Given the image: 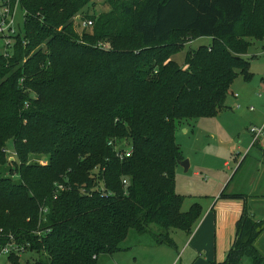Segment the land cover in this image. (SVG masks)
I'll list each match as a JSON object with an SVG mask.
<instances>
[{
    "label": "trees",
    "instance_id": "trees-1",
    "mask_svg": "<svg viewBox=\"0 0 264 264\" xmlns=\"http://www.w3.org/2000/svg\"><path fill=\"white\" fill-rule=\"evenodd\" d=\"M92 1L20 0L25 45L0 56V253L13 243L37 255L25 264H99L130 232L172 248L171 232L190 237L202 210H181L175 192V128L227 110L236 72L249 76L246 39L264 37V0H104L108 12L80 15ZM203 38L183 66L173 60ZM110 140L131 156L116 159ZM263 231L244 205L224 261L210 264H264Z\"/></svg>",
    "mask_w": 264,
    "mask_h": 264
},
{
    "label": "rangeland",
    "instance_id": "rangeland-1",
    "mask_svg": "<svg viewBox=\"0 0 264 264\" xmlns=\"http://www.w3.org/2000/svg\"><path fill=\"white\" fill-rule=\"evenodd\" d=\"M108 11L104 0H93L80 15L97 16ZM16 20L22 28L23 10L20 6L16 8ZM75 29L79 33L83 31L78 26ZM85 30L88 32L90 28ZM246 42L241 57L248 61L249 76L245 78L236 72L226 99L227 110L216 117L196 118L188 124H177L174 131L175 143L182 157L189 161L187 171L177 165L174 172L175 192L183 198L181 210L187 211L193 203H199L202 210L193 234L186 237L179 231L171 232L170 237L175 243L172 248L156 244L150 234L130 232L119 251L99 256V264H207L203 258L212 251L216 261L222 262L228 243L234 239L240 217L239 213L230 212V204L245 205L247 214L254 220L264 221V145L252 146L250 133L252 128L264 127V37L247 38ZM210 43L208 38L189 40L173 60L183 66L190 49ZM7 155L11 160L14 158L8 144ZM32 160L37 158L32 157ZM37 161L44 162L42 158ZM222 192L227 196L240 194L244 198L239 201L219 199ZM221 204L229 207L222 217L218 216ZM215 215L217 218L213 223ZM204 219L208 226L212 222V228L197 234L195 228ZM151 229L155 234L159 232L155 226ZM255 247L264 256V231ZM36 256L22 252L19 261L32 263ZM0 264L11 263L7 256L0 254ZM243 264L251 262L245 258Z\"/></svg>",
    "mask_w": 264,
    "mask_h": 264
},
{
    "label": "built area",
    "instance_id": "built-area-1",
    "mask_svg": "<svg viewBox=\"0 0 264 264\" xmlns=\"http://www.w3.org/2000/svg\"><path fill=\"white\" fill-rule=\"evenodd\" d=\"M18 6H20V0H0V56L2 58H12L17 42L25 45V40L23 39L25 12L23 11V27L20 28L16 20V8ZM74 21L80 24L82 29H89L92 26L91 20L82 19L80 16H76ZM99 47L104 49L107 48L106 45H100ZM250 133L252 136V145L259 143L264 145V127L252 128ZM107 146L113 150L115 158L119 161L129 158L132 154V147H124L121 142L118 144L116 141L110 140L107 142ZM122 184L126 186L127 181L123 180ZM102 194L104 196L110 195V193H105V191H103ZM22 252V248L10 243L2 249L0 254L7 256L10 253H14L19 256Z\"/></svg>",
    "mask_w": 264,
    "mask_h": 264
},
{
    "label": "crops",
    "instance_id": "crops-1",
    "mask_svg": "<svg viewBox=\"0 0 264 264\" xmlns=\"http://www.w3.org/2000/svg\"><path fill=\"white\" fill-rule=\"evenodd\" d=\"M185 159V158H184ZM239 201V200H238ZM243 206V205H242ZM242 206H238V204H230V209L232 208V211L230 210V212L231 213H233V214H241V212H242ZM228 206H226L225 204H221V206H220V209H219V211H220V213H219V215L218 216H220V217H222L223 215H224V210H226V208H229ZM207 211H208V209H207ZM240 216V215H239ZM205 218V217H204ZM216 218H217V215H215V219H214V222L213 223H215L216 222ZM205 221V219L204 220H202L197 226H196V228H195V231H197V234H202L207 228H210V230H211V228H212V222L210 223V225L208 226L207 225V222H204ZM223 222H225V220H223ZM193 234V233H192ZM235 236V235H234ZM233 241V240H232ZM232 241H230V243H228V246H227V248L225 249V251H224V257L226 256V253H227V251L229 250V248H230V245H231V243H232ZM196 249H197V247H195ZM203 260H204V262H206L207 264H210V263H212V262H221V261H216L217 259H216V257H215V254H214V252L212 251V253L211 252H208V254L207 255H205V257L203 258ZM204 262H202V263H204Z\"/></svg>",
    "mask_w": 264,
    "mask_h": 264
},
{
    "label": "water",
    "instance_id": "water-1",
    "mask_svg": "<svg viewBox=\"0 0 264 264\" xmlns=\"http://www.w3.org/2000/svg\"><path fill=\"white\" fill-rule=\"evenodd\" d=\"M177 165L182 167L184 171H187L189 168V161L187 159L177 161Z\"/></svg>",
    "mask_w": 264,
    "mask_h": 264
}]
</instances>
